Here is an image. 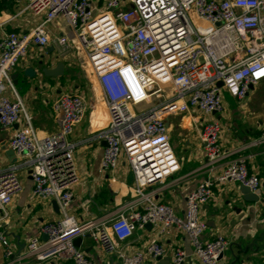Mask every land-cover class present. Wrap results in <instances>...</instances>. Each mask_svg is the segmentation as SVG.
<instances>
[{"label":"built area","instance_id":"1","mask_svg":"<svg viewBox=\"0 0 264 264\" xmlns=\"http://www.w3.org/2000/svg\"><path fill=\"white\" fill-rule=\"evenodd\" d=\"M107 0L98 9L93 0H30L29 7L45 13L44 23L63 17L84 46L101 87L109 121L98 138L107 145L101 161L104 171L113 172L124 157L135 178V191L143 211L117 213L105 222L78 221L68 213L79 182L75 166L76 144L70 138L86 111L83 98L66 94L55 104L60 114L59 130L38 137L23 100L5 94L15 90L12 70L34 43L48 45L52 39L44 23L26 33L10 31L0 39V128L13 126L25 115L26 126L15 132L10 146L25 158L31 171L33 195L58 204L63 217L45 223L34 236L26 254L39 261L70 260L73 264H96L77 247V237L91 233L107 254L119 264H146L147 256L162 257L165 248L153 238L145 250L129 253L125 245L138 228L151 223L164 233L183 230L202 264H220L229 246L223 234L204 237L208 228L202 219L203 206L214 196L218 184L236 182L260 196L262 179L249 170L246 157L228 163L215 179H205L186 198L184 216L155 202L150 186L177 173L181 162L170 142L168 118L198 110L203 117L199 129L209 163L225 156L220 142L221 124L207 116L224 111L223 89L244 100L251 86L264 80V0ZM65 45V36L55 39ZM222 82V86L218 83ZM264 140L251 142L258 144ZM18 163L0 170V245L11 253L4 222L8 206L22 191ZM187 254L177 248L173 264H185ZM156 263V262H155Z\"/></svg>","mask_w":264,"mask_h":264},{"label":"crops","instance_id":"2","mask_svg":"<svg viewBox=\"0 0 264 264\" xmlns=\"http://www.w3.org/2000/svg\"><path fill=\"white\" fill-rule=\"evenodd\" d=\"M98 9H103L107 0H93ZM30 0H16L14 8L0 13V39L5 33L16 31L26 33L45 21V13H37L29 7ZM52 41L46 46L32 43L27 54L12 70L15 90L5 88V94L15 100L19 96L26 111L32 117L38 137L55 134L60 127V114L55 104L66 94L83 98L86 111L77 123L70 138L76 144L74 159L79 182L74 186V199L68 213L78 221L98 220L108 227L109 218L117 213L129 214L143 211L139 195L135 191L133 171L123 157L113 172L104 171L101 161L106 142L98 138L101 130L108 125L109 114L100 84L84 46L63 17L44 23ZM65 36L67 42L60 45L55 39ZM33 68L35 77L25 75ZM17 76L13 78V76ZM17 80V84L15 81ZM224 111L212 114L221 124L220 142L225 152L223 159L212 165L209 163L204 146L200 141L199 129L203 115L193 109L189 113L171 115L167 123L169 134L178 130L180 152L187 157L178 158L180 170L163 182L150 186L148 193L155 202L171 206L178 216L183 217L187 195L205 179L215 180L228 163L240 156L246 157L249 170L262 179V192L258 202L244 200L242 185L236 182L218 184L214 196L202 208L201 217L208 228L204 237L211 239L223 234L229 246L220 264H264V140L258 144L264 132V80L251 86L248 96L239 100L227 91L222 92ZM26 126V118L21 114L13 126L0 128V170L18 163V173L23 183L22 191L8 206V217L4 225L8 232L11 253L0 245V264H73L70 260L51 259L39 261L26 254L27 244L34 236L44 240L42 226L63 217L58 204L50 200H39L33 195L30 167L25 158L10 154V140L15 132ZM157 238L165 248L162 257L155 260L147 256L146 264H173V255L182 248L187 259L185 264H202L193 253L186 233L178 228L159 233L154 226L138 228L125 245V250L133 253L145 250L149 241ZM81 248L96 264H116L119 260L107 254L102 244L91 233L82 237ZM156 262V263H155Z\"/></svg>","mask_w":264,"mask_h":264},{"label":"water","instance_id":"3","mask_svg":"<svg viewBox=\"0 0 264 264\" xmlns=\"http://www.w3.org/2000/svg\"><path fill=\"white\" fill-rule=\"evenodd\" d=\"M25 75L26 76H29V77H35V75H36V72H35V70L33 69V68H28L26 71H25ZM17 76H13V78H16ZM15 84H17V80L15 81ZM222 82H219L218 83V85L219 86H222ZM106 145H107V143H106ZM10 154H12V155H15V152H14V150H11L10 151ZM241 192H242V194H243V198H244V200H246V201H248V202H258L259 201V196L258 195H256V194H253L251 191H250V189L248 188V187H246V186H242L241 187ZM148 228H152V224L151 223H148L147 225H146ZM44 239H47V236H45L44 237ZM74 243H75V245L77 246V247H80L81 246V243H82V237H77L75 240H74ZM116 264H119V263H116ZM168 264H169V262H168Z\"/></svg>","mask_w":264,"mask_h":264},{"label":"rangeland","instance_id":"4","mask_svg":"<svg viewBox=\"0 0 264 264\" xmlns=\"http://www.w3.org/2000/svg\"><path fill=\"white\" fill-rule=\"evenodd\" d=\"M128 4H129V0H126L125 6H127ZM223 91H225V90L223 89ZM207 119H216V118L215 117L210 118L207 116ZM179 140H180V138L178 136V130L174 129L173 132L171 133V138H170L172 148L175 151L176 155H178L180 158L182 157L183 159H185L187 157V153L186 152H180L181 144H180Z\"/></svg>","mask_w":264,"mask_h":264},{"label":"trees","instance_id":"5","mask_svg":"<svg viewBox=\"0 0 264 264\" xmlns=\"http://www.w3.org/2000/svg\"><path fill=\"white\" fill-rule=\"evenodd\" d=\"M16 0H0V13L12 11Z\"/></svg>","mask_w":264,"mask_h":264}]
</instances>
